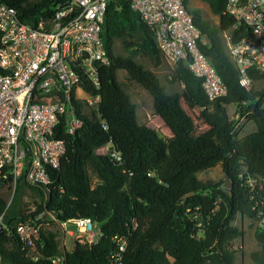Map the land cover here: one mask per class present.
I'll list each match as a JSON object with an SVG mask.
<instances>
[{"label": "trees", "instance_id": "16d2710c", "mask_svg": "<svg viewBox=\"0 0 264 264\" xmlns=\"http://www.w3.org/2000/svg\"><path fill=\"white\" fill-rule=\"evenodd\" d=\"M217 17V25L191 10L195 24L207 42L201 52L210 60L226 87V94L210 101L201 80L183 62L169 73V83L182 86L181 93H167L156 74L136 61L143 57L153 67L163 58L154 33L146 27L128 1H111L106 7L101 38L110 57L98 68V88L85 79L81 85L90 95L98 94L100 118L93 111L80 112L82 124L72 134L62 121L54 136L65 143V155L53 170V183L42 188L27 186L38 197L34 209L6 214L0 197L1 264H110L114 236H122L126 247L120 264H235L232 241L244 231L232 225L237 214L256 222L254 239L258 249L250 253L251 264H264V86L244 89L230 61L220 33L230 30L232 40L248 35V27L231 30L233 18L225 13L226 0H201ZM24 23L37 26L51 18L57 6L70 0H4ZM119 41L127 55L114 52ZM125 78L148 92L153 113L171 132L170 137L137 120L136 106L119 81ZM252 80L259 78L251 75ZM185 95L215 128L212 138L196 133L192 117L180 103ZM234 107L236 118L228 108ZM255 129L239 137L240 119ZM103 123L106 128H103ZM101 149H103L101 151ZM116 154V155H113ZM219 165L230 187L223 181L202 180L197 174ZM254 179L253 186L246 183ZM192 192V195L181 198ZM89 218L98 229L95 242L75 241L70 251L60 248L56 225L69 219ZM30 219L38 232L34 245L20 239L15 226ZM52 226V228H48Z\"/></svg>", "mask_w": 264, "mask_h": 264}, {"label": "built area", "instance_id": "2783aa9c", "mask_svg": "<svg viewBox=\"0 0 264 264\" xmlns=\"http://www.w3.org/2000/svg\"><path fill=\"white\" fill-rule=\"evenodd\" d=\"M111 1L118 0H70L55 7L51 18L32 26L0 0V190L5 186L12 190L5 210L17 185L45 188L53 183V170L66 150L64 141L54 136L59 123L64 122L68 134L80 127L79 105L81 113L90 110L100 118V97L87 93L81 79L97 89L98 68L110 62L101 29ZM125 1L153 31L165 62L171 67L183 62L201 80L210 101L226 94L220 76L199 48L207 39L188 8L190 0ZM225 13L233 18L231 30L248 27V35L236 41L230 30L220 35L239 85L249 90L254 82L264 80V0H226ZM253 74L259 78L252 80ZM246 183L253 186L254 179L247 178ZM68 222L76 227L72 233L79 242L96 241L91 219L61 222L64 232ZM257 225L262 228L264 218ZM15 229L25 245H34L38 232L30 219L17 222ZM113 241L108 261L120 264L126 240L114 236ZM62 258L51 261L60 264Z\"/></svg>", "mask_w": 264, "mask_h": 264}, {"label": "rangeland", "instance_id": "374dc122", "mask_svg": "<svg viewBox=\"0 0 264 264\" xmlns=\"http://www.w3.org/2000/svg\"><path fill=\"white\" fill-rule=\"evenodd\" d=\"M188 8L190 10H199L203 19L209 20L211 24L217 25L218 19L216 16L210 13L207 5L201 0H190L188 3ZM114 52L120 55H127L128 52L124 50L123 46L119 41L114 43ZM136 61L144 66L145 69L151 70L154 72L159 79L160 83L165 87L167 93H174L182 91V86L178 83H169V73L172 69L171 65L165 62L164 60L158 67H153L150 61L143 57H136ZM117 77L119 81L125 84V91L130 97L131 102L136 106V115L137 120L140 124H145L148 127L156 129L162 137H170L171 132L164 125L163 121L159 116L153 113L152 108V99L147 91L139 87L134 82H130L125 78L123 71H118ZM264 86V80L256 81L252 84L254 90H259ZM181 106L183 109L192 117L195 126L196 133L204 136L205 138H212L214 135V126L208 123L204 117L201 115L199 109L183 94H181L180 99ZM228 114L230 118H236L234 107L228 108ZM239 127V137H244L245 135L254 131L255 126L253 122L245 120L244 118L240 119L238 122ZM198 178L202 180H212L214 182H224L223 171L219 165L209 168L207 170L201 171L197 174ZM11 189L7 186L2 187L0 190V197L6 201L8 204L11 197ZM38 201V197L35 196V193L27 187V185L21 183L16 186V190L11 203L6 210V214L14 215L16 209L21 208L23 211L28 212L34 209V202ZM232 225L241 228L244 233L242 237H238L232 241L233 248H241L237 252L235 264H251L250 253L258 249L257 242L254 239V230L256 227V222H252L248 218L242 217L240 214H237ZM48 228H52L48 226ZM66 232H64L63 227L60 224L56 225L58 230V239L60 248L62 250L70 251L73 249L75 241L77 238L73 235L72 232L75 231L76 227L72 223H66L64 226ZM93 232L95 236L99 235L98 229L94 228ZM1 264V261H0Z\"/></svg>", "mask_w": 264, "mask_h": 264}, {"label": "water", "instance_id": "95a60500", "mask_svg": "<svg viewBox=\"0 0 264 264\" xmlns=\"http://www.w3.org/2000/svg\"><path fill=\"white\" fill-rule=\"evenodd\" d=\"M230 184H231V182L228 179H226V181L223 184L224 185V188H227L228 189L230 187ZM190 195H192V192H189V193L183 195L181 198L183 199V198H185L187 196H190Z\"/></svg>", "mask_w": 264, "mask_h": 264}]
</instances>
